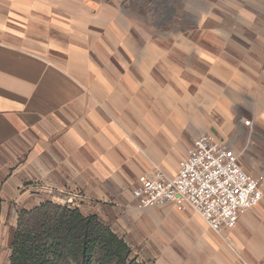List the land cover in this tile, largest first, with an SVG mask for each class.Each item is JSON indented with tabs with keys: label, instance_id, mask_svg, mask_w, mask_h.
<instances>
[{
	"label": "crops",
	"instance_id": "1",
	"mask_svg": "<svg viewBox=\"0 0 264 264\" xmlns=\"http://www.w3.org/2000/svg\"><path fill=\"white\" fill-rule=\"evenodd\" d=\"M1 6L2 11L10 8ZM76 8L72 34L65 36L66 46L73 49L63 51L65 61L52 53L42 56L46 63L41 56L27 58L26 40L16 36L20 32L12 25L16 20L0 21V204H39L44 181L48 188L81 189L79 202L92 205L91 214L103 218L107 200H134L132 191L145 172L159 169L174 177L200 135H214L235 153L208 130L218 112L226 115L217 98L204 91L215 85V78L204 75L194 89L192 81L181 77V47L170 50L163 43L155 51L148 37L135 53L138 62L123 66L121 60L128 61L134 52L120 46L118 36L98 34L100 26L94 24L91 30L88 11ZM40 13L47 25H59L47 11ZM261 189L264 198V184ZM253 209L221 239L229 241L252 227L261 213ZM190 210H178L181 226H202L203 220ZM13 233L0 226V264H9ZM198 248L202 251L194 249L190 264H249L235 258L228 245L199 243ZM195 252H205L206 259H198Z\"/></svg>",
	"mask_w": 264,
	"mask_h": 264
},
{
	"label": "rangeland",
	"instance_id": "2",
	"mask_svg": "<svg viewBox=\"0 0 264 264\" xmlns=\"http://www.w3.org/2000/svg\"><path fill=\"white\" fill-rule=\"evenodd\" d=\"M1 4H9V10L2 11ZM77 5L88 11L91 30L95 29L91 27L94 24L100 26L98 34L118 36L120 46L125 44L134 52L128 61L121 60L123 66L125 62H138L135 53L145 46L147 37L154 42L155 51L163 43L170 50L181 47V77L192 81L194 89L204 75L215 78V85L204 91L217 98L219 110L224 109L226 115L218 112L216 123L208 130L234 148L243 170L257 175L264 172V0H0V21H20L19 25H12L20 32L16 36L26 40L27 58L38 60L41 56L46 63L42 56L52 53L65 61L63 51L73 49L72 45L66 46L69 41L65 36L72 34L69 27L78 15ZM85 9L81 8L80 18ZM43 10L50 18H58L59 25H47L41 18ZM210 63L215 65L209 68ZM228 94L234 97L232 101L223 98ZM228 105L229 110L225 109ZM245 122L249 124L243 127ZM153 171L167 175L153 169L144 176ZM45 185L49 183H42L39 204H0V226L15 234L19 213L46 202L77 208L83 217L95 216L91 214L92 205L79 202L81 189L70 191ZM102 206L103 218L95 217L128 250L127 255L122 254V261L110 264H190L194 249L202 251L199 243L228 245L235 258L264 264V198L253 209L261 212L255 224L246 232L229 237V241H224L223 234H213L204 222L202 226L189 222L182 227V212L172 206L139 208L132 197L120 202L107 200ZM195 255L202 261L206 259L205 252Z\"/></svg>",
	"mask_w": 264,
	"mask_h": 264
},
{
	"label": "built area",
	"instance_id": "3",
	"mask_svg": "<svg viewBox=\"0 0 264 264\" xmlns=\"http://www.w3.org/2000/svg\"><path fill=\"white\" fill-rule=\"evenodd\" d=\"M249 122H245L248 126ZM264 173L245 172L237 155L212 134L198 136L174 177L160 171L142 176L133 198L139 208L189 207L215 234L236 227L239 218L263 199Z\"/></svg>",
	"mask_w": 264,
	"mask_h": 264
},
{
	"label": "trees",
	"instance_id": "4",
	"mask_svg": "<svg viewBox=\"0 0 264 264\" xmlns=\"http://www.w3.org/2000/svg\"><path fill=\"white\" fill-rule=\"evenodd\" d=\"M123 253L125 243L95 216L46 202L19 213L9 264H110Z\"/></svg>",
	"mask_w": 264,
	"mask_h": 264
}]
</instances>
